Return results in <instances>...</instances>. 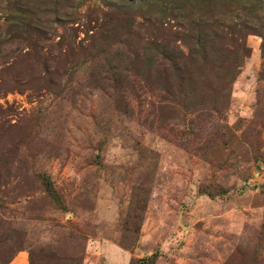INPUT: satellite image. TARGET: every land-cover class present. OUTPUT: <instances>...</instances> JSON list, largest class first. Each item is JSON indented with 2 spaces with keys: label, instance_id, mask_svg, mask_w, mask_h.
I'll use <instances>...</instances> for the list:
<instances>
[{
  "label": "rangeland",
  "instance_id": "obj_1",
  "mask_svg": "<svg viewBox=\"0 0 264 264\" xmlns=\"http://www.w3.org/2000/svg\"><path fill=\"white\" fill-rule=\"evenodd\" d=\"M180 1L0 0V264H264V0Z\"/></svg>",
  "mask_w": 264,
  "mask_h": 264
},
{
  "label": "trees",
  "instance_id": "obj_2",
  "mask_svg": "<svg viewBox=\"0 0 264 264\" xmlns=\"http://www.w3.org/2000/svg\"><path fill=\"white\" fill-rule=\"evenodd\" d=\"M92 0H81V2L89 3ZM98 1V0H94ZM102 1V0H100ZM200 1V5H204L201 10L205 9V11H202V14L196 17V13L192 9L190 12L187 11V4H189L186 0H181L179 4H176L173 10L176 9L177 14H171L170 17H172L174 20L181 19L183 22H187L188 24L185 27H188L189 30L193 33H197L198 35V45L200 44V38L202 36H209L214 35L217 37H221L226 29V25L223 21L220 19H217L215 16L221 15L220 13L222 11L227 12V1L226 0H195ZM226 1V2H225ZM229 1V0H228ZM240 1H248V0H240ZM193 6V3H192ZM194 9L200 10L199 7L195 6ZM218 9L220 11H218ZM206 15V16H204ZM206 17V18H205ZM241 29H248V25L245 23H241L239 25ZM196 29V30H193Z\"/></svg>",
  "mask_w": 264,
  "mask_h": 264
}]
</instances>
